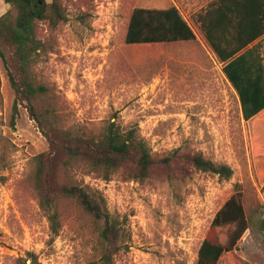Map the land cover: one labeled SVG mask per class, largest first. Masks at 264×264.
Wrapping results in <instances>:
<instances>
[{
	"label": "rangeland",
	"instance_id": "rangeland-1",
	"mask_svg": "<svg viewBox=\"0 0 264 264\" xmlns=\"http://www.w3.org/2000/svg\"><path fill=\"white\" fill-rule=\"evenodd\" d=\"M208 1L59 0L67 20L55 28L39 23L47 51L33 69L51 88L48 105L57 125L97 132L114 121L137 128L160 156L175 149L202 152L234 170L226 180L179 159L171 167L157 165L145 180L123 171L104 180L77 166L59 169L51 183L55 191L71 181L88 185L122 222L125 245L115 264H198L206 238L228 237V227L212 223L236 183L244 191L249 228L217 264H264V141L243 118L237 92L193 21ZM173 5L196 40L125 42L135 8ZM10 9L0 0V15ZM15 100L0 57V264H17L29 251L43 264H98V228L75 199L58 197L60 229L53 234L34 180L35 156L48 150V138L24 104L13 123Z\"/></svg>",
	"mask_w": 264,
	"mask_h": 264
},
{
	"label": "trees",
	"instance_id": "trees-1",
	"mask_svg": "<svg viewBox=\"0 0 264 264\" xmlns=\"http://www.w3.org/2000/svg\"><path fill=\"white\" fill-rule=\"evenodd\" d=\"M4 1L11 5V9L0 15V57L8 69L16 94L13 123L18 104H24L48 138V150L35 156L34 180L40 204L51 221L54 235H58L60 229L58 197L63 196L75 199L93 218L101 247L98 264H115V254L125 245L122 222L111 214L101 192L77 181L62 185L58 191L53 189L51 183L59 169L70 170L77 166L104 180H111L114 174L123 171L131 179L145 180L157 165L171 167L183 159L196 170L218 174L226 180L233 177L234 170L230 165L214 162L202 152L188 155L175 149L164 156L156 154L135 127L124 129L110 121L94 132L82 127L57 125L51 120L54 111L48 105L51 88L36 79L33 68L40 54L47 51L45 42L38 35L39 23L44 21L55 28L65 22L67 16L59 0ZM222 1L206 3L194 13L193 21L223 63L222 70L239 97L242 116L246 121H252V129L260 138L256 116L264 110V53L260 42L255 41L262 34L260 4L264 10V0H248L244 13L240 14L250 21L246 26L230 24L227 32L211 27V11ZM196 39L193 26L174 5L169 8H135L125 35L127 44ZM212 225L228 227V237L225 242L206 238L199 250L198 264H217L225 252L231 253L237 248L238 241L249 228L241 184H235V192L217 212ZM17 264L43 263L36 252L29 251L26 256L18 258ZM238 264L249 263L239 260Z\"/></svg>",
	"mask_w": 264,
	"mask_h": 264
},
{
	"label": "crops",
	"instance_id": "crops-1",
	"mask_svg": "<svg viewBox=\"0 0 264 264\" xmlns=\"http://www.w3.org/2000/svg\"><path fill=\"white\" fill-rule=\"evenodd\" d=\"M213 1L214 0H209L207 3L213 2ZM247 3H248V0H223L221 4H218V6L213 8V10L211 11V16H210L211 27L215 29L217 28L221 32H227L231 28L230 24L232 25L234 24L235 27L237 25L246 26L248 21H250V18L246 16L243 17V15H241L240 13L242 14L244 13L245 8L247 7ZM235 6H238L237 8L240 10L239 12H237V8ZM199 31L201 35L203 36L204 40L206 41V43L208 44L207 40L205 39L200 29ZM260 34L261 35L259 39H257L255 42H260L261 52L264 53V10L261 4H260ZM208 46L214 52V50L209 44ZM256 117L258 119L257 120L258 124L260 125V140L264 141V110L261 111Z\"/></svg>",
	"mask_w": 264,
	"mask_h": 264
}]
</instances>
